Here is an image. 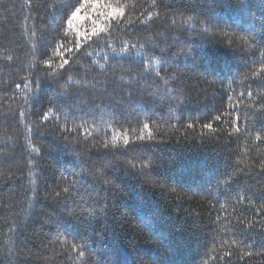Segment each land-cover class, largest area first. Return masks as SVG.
<instances>
[{
	"label": "trees",
	"instance_id": "obj_1",
	"mask_svg": "<svg viewBox=\"0 0 264 264\" xmlns=\"http://www.w3.org/2000/svg\"><path fill=\"white\" fill-rule=\"evenodd\" d=\"M80 2L0 0V264H264L261 0L243 12L217 6L237 0H110L123 16L54 79L44 61L59 63L57 43L73 47L61 23ZM80 16L90 33L96 14ZM209 21L231 46L206 42ZM125 41L136 48L114 56ZM149 54L160 77L155 64L145 74ZM114 137L119 150H105ZM84 241L78 257L70 246Z\"/></svg>",
	"mask_w": 264,
	"mask_h": 264
},
{
	"label": "snow or ice",
	"instance_id": "obj_2",
	"mask_svg": "<svg viewBox=\"0 0 264 264\" xmlns=\"http://www.w3.org/2000/svg\"><path fill=\"white\" fill-rule=\"evenodd\" d=\"M72 0H69V3H71ZM152 4L153 7H155V0H152ZM29 6L30 2H29ZM218 7H226L230 10H239L240 12H243L245 10H247V5L243 2V0H237V3L234 5L231 2H229L227 5H223V4H218ZM261 6L262 8H264V0H261ZM68 5H65V8H67ZM88 9H92V11L96 14L97 20L100 21V25H97V20H93V28L91 30L90 33L88 32H81L79 25H78V21L81 20V16L80 13L83 12H87ZM110 9V10H109ZM65 19L62 21L61 23V27L64 28L65 32H67L68 30H72L76 33V39L73 41V47L72 48H64L62 44L57 43L56 48L53 50L54 53L58 52L59 54V63L54 64L52 59L46 60L44 61V63L46 65H48L49 68H53L54 71L52 72V76L54 77V79H59L61 78V72L59 71L60 69H64L65 65H68L70 63V60L74 59V53H78L82 47V45H85L88 43V41L92 40L93 37H99L100 33H106L108 32V28L104 27L103 24L110 22L111 20H113L114 18L117 17H122L123 16V12L121 9L116 8V7H111L110 4V0H81L80 3L78 4H73L72 8L69 9L68 11L65 12ZM158 15V13H157ZM149 19H151V14L149 15ZM196 20L195 15L193 16H189L187 17L186 21L189 24V29H193L196 27V24L194 23V21ZM176 25V21L173 20L172 21V26L175 27ZM201 27H202V32L201 35L205 37L206 42L207 43H212L213 40H218V41H222L224 39H227L228 45L231 46L233 44V39L230 38V33L228 32H220L219 34L216 32H212L209 30L210 27V21L208 24H205L204 22H201ZM261 28L264 29V24L261 25ZM253 39H255V37H253ZM240 40L249 48H253L254 45H252L249 41V38L247 36H242L240 37ZM257 44L260 46V55L261 58H264V31H261L260 33V39L257 41ZM144 46L141 45V48H143ZM136 45L135 44H131L130 42L125 41L121 47V49L119 51L116 50L115 47H112L111 51L114 54V56L117 57H124L126 55H129L130 51L132 49H135ZM68 54L69 58H65V54ZM85 55L91 57L92 53H85ZM9 60H11V57H8ZM110 59V57H108L107 55L104 56V60L105 63H98L94 61V64H96V66L98 67L99 70L101 71H105L107 68V62ZM141 63L144 65V69H145V74L148 73V69L155 64L157 66V70H156V76L160 77V73H161V61L159 59H153L152 55L149 54L148 56H145L142 58ZM259 72H264V63H262L260 65V69ZM258 75V72H253L252 76L255 77ZM69 80L71 79V77L68 78ZM161 79H163V77H161ZM244 79H247V77H245ZM79 83V82H77ZM231 81L229 82V87H231ZM25 88H28L29 85L25 84L24 85ZM38 86V85H37ZM17 88L20 87L19 84L16 85ZM64 89L66 91L67 89V84H65ZM63 94V93H60ZM248 97L252 96V92L249 91L247 93ZM240 96L243 97L244 93L241 92ZM229 99L231 98L230 96L228 97ZM50 111H52L50 109ZM228 114L229 115H233V127L235 129V131L237 133H239L240 128H239V122H240V113L238 112V110L236 109V106H232L229 105L228 108ZM25 115V113L23 111L20 112V116L23 117ZM224 115V113H221L220 115L215 116L213 119L215 121H221L222 116ZM48 117V113H44V116L42 117V119H47ZM144 129H148L149 125L147 123H145L143 125ZM188 129H193L194 125L192 123H189L187 125ZM203 129H208V130H212L213 129V125L212 123H207L204 124L202 126ZM30 130V128H29ZM247 129H245L246 131ZM85 135H90V132H88L87 130L85 131ZM150 135V134H149ZM140 139H143V137L141 136ZM256 140H261L262 137H260L259 135H257L255 137ZM28 143L31 145V140H28ZM132 142L129 140V138L127 136L124 137L122 144L124 149H127L129 147V145ZM115 148L117 150H119L120 144L117 140V138H113V140L111 141V145L108 142H105L103 144V148L105 150H108L109 147ZM32 151H38L37 148H35V146H32ZM132 167H135V165H131ZM31 175V173H30ZM231 181V176H228L226 179V182L230 183ZM61 192L67 196L68 194H70L71 192V186H65L61 189ZM61 192H56L55 196L57 198H59L61 196ZM244 198L241 197V200H243ZM89 215H91V212H89ZM217 219H219V217H217ZM86 241H84L83 243H72L71 244V250L73 252L76 253V255L78 257H83L84 252L83 249L86 246ZM250 255V253H249Z\"/></svg>",
	"mask_w": 264,
	"mask_h": 264
}]
</instances>
